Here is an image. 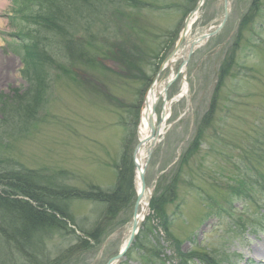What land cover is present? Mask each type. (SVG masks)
<instances>
[{
  "label": "rangeland",
  "instance_id": "374dc122",
  "mask_svg": "<svg viewBox=\"0 0 264 264\" xmlns=\"http://www.w3.org/2000/svg\"><path fill=\"white\" fill-rule=\"evenodd\" d=\"M196 1L132 0L135 4L128 6L120 0H110L96 9L90 0L78 1L76 5L84 11L75 14L72 10L68 22L55 21L57 29L37 32V24L10 17L20 4L0 0V100L6 97L12 104L14 92L30 91L32 76H39L37 65L32 62L31 78L22 76L20 57L26 50L10 34L23 35L30 29L49 48L43 65L49 74L43 106L33 119L15 123L3 121L0 112V170L23 166L37 169L44 178L64 169L72 173L68 186L88 189L95 184L111 189L117 181L112 166L119 162L126 134L120 123H129L126 137L133 152L139 143L138 106L145 97L138 93L139 87L147 86L136 78L139 71L135 69L130 71L135 72L133 77L122 75V62L132 55L138 58L135 44L144 46L148 54L142 51L144 59L139 65L146 75H153L157 59L151 55L162 47L165 49L159 53L161 56L171 52L166 45L177 41L184 19ZM257 2L258 10L252 15L256 9L253 8L249 14L252 17H247L251 21L242 26L253 0H229V15L223 28L191 55L184 75L170 86L168 95L171 98L180 92L185 81L189 91L172 103L167 130L145 166L153 195L166 193L172 185L165 207L169 231L174 235L175 247L179 245L176 239L180 240L184 258L192 256V264H257L252 245L264 249V232L257 225L259 220L264 225V0ZM224 15V0H205L181 48L187 41L213 31ZM84 39L89 40V45H83L92 57L90 63L78 54L64 52L68 42L83 43ZM78 49L73 47L72 51L79 52ZM231 54L234 62L219 84V69L223 59ZM181 65L179 60L173 70L177 72ZM170 73V67L165 69L159 83ZM213 101L214 119L204 122ZM134 104L137 106L133 112ZM161 107L162 101L159 112ZM200 129L201 144L187 154ZM185 155L187 164H179ZM64 175L69 176L65 172ZM240 178L236 184L243 182L248 186L246 195L244 190L240 196L229 190V184ZM257 180L259 183L254 184ZM4 188L0 184V190ZM104 207L74 200L70 210L77 224L87 229L102 217ZM132 210L133 207L123 209L108 242L104 239L102 244L95 243L91 250L77 248L72 234L56 232L46 239L48 249L53 251L51 264H105L128 238ZM228 215L241 223L243 231L233 225ZM153 234L155 237L148 235L147 241L152 243L157 238V246L165 234L159 230ZM173 242H161L164 256H160L158 264L178 263L180 258L176 260ZM145 260L135 250L121 264H145Z\"/></svg>",
  "mask_w": 264,
  "mask_h": 264
},
{
  "label": "trees",
  "instance_id": "16d2710c",
  "mask_svg": "<svg viewBox=\"0 0 264 264\" xmlns=\"http://www.w3.org/2000/svg\"><path fill=\"white\" fill-rule=\"evenodd\" d=\"M78 1L80 3L86 2V0H74V2L73 0H49L47 7L48 16L45 18L43 17L41 21L42 26H47L46 22L50 21L51 15H53L54 19L68 22L72 16V10L75 14L84 11L82 6L76 5ZM105 1L106 0H90V2H92L91 6L95 9L99 7V4L103 5ZM84 43L89 45V40L84 39L83 43L71 41L67 43L66 47L69 49L68 51L71 55L74 56L78 54L80 59H84L86 63H90L92 57L88 55V51L84 50ZM69 44H72L71 47ZM72 46L77 47V49L79 48V52H73ZM36 50L35 59L33 58L31 62L37 65V74H39V76H37V78L32 76L30 91L20 94L14 92L13 97L10 98L12 104L6 99L1 101L3 117L10 120L12 123L30 119L33 114L40 109L44 102L49 74L43 65L46 63L44 60L45 58L47 59L48 54L45 50ZM95 50L96 52L103 53L110 51L106 49ZM136 50L138 52V58L131 54L132 57L124 59L126 62H129V66H132V69H136L141 73L142 71L138 68H141L139 62L144 59L142 51H146L145 53L147 54L148 52L146 47L141 46L140 49L136 47ZM154 53L158 55L156 50H154ZM30 75L32 74L29 69L27 77L31 78ZM215 110V105L212 104L210 112H214ZM205 117L210 116L207 114ZM203 130H205L204 127ZM201 139L202 132L200 129L197 132L195 140L189 146L187 154L197 150ZM128 156L130 157L126 150L119 165L117 184L114 189L110 191L102 190L96 186H91L89 190L86 191L77 190L61 183L64 181L59 174L42 178L41 175L34 170L15 168L8 170L3 169L0 171V184L5 187L0 190V264H41L44 261V264H48L49 262L51 264V261H53L51 259L53 251L48 249V240L46 239L51 238L53 234L59 231H66L67 234L75 236L77 248L88 247L91 244V239L95 241L101 240V238L108 233V228L110 229L112 227V221L110 220L115 219L120 210L129 206L135 195L133 186V164L132 159H128ZM184 160L183 158V161ZM184 164H187V162H184ZM59 180H61V182ZM171 188L172 185L169 186V190H171ZM169 190H167L166 193L154 197L150 205L154 215L161 219L160 225L166 231H168V217L165 207L167 199L169 198ZM77 198L106 205L103 218L101 217L102 219H98L92 228L85 229L83 226L76 223V219L70 210V203ZM69 221L73 226L78 228L82 235H75V231L68 226ZM151 229L152 225L145 224L142 232H149ZM141 240L144 242V240L139 237V241ZM142 246L144 245L142 244ZM146 249V252H154V247L152 246L151 248L145 247L144 250ZM154 253L158 254L159 249ZM16 256H20V259L17 260ZM62 257L63 255H60V259H62Z\"/></svg>",
  "mask_w": 264,
  "mask_h": 264
},
{
  "label": "bare ground",
  "instance_id": "6f19581e",
  "mask_svg": "<svg viewBox=\"0 0 264 264\" xmlns=\"http://www.w3.org/2000/svg\"><path fill=\"white\" fill-rule=\"evenodd\" d=\"M3 4V2H0V5ZM191 26H188V29ZM189 31V30H188ZM207 40V39H206ZM205 40V41H206ZM193 45V41L191 42H186L183 48L178 50V53L174 56V58L169 62V65H173L176 63L178 60L182 58H186L187 53L189 48H191ZM176 74L174 72L170 73V76L163 81L162 83L156 82L151 89L147 93V100L144 103V107L142 108L140 112V120H139V144L142 143L141 147L136 150L135 157L137 158L138 166L139 168H143L146 160L149 157V151H150V146L151 144L155 143L158 141L159 137L163 136L165 131L167 130V124H168V114L171 112V106L172 103L176 100L179 99L180 96H183L187 92V86L186 82L182 86V89L179 94H177L175 97H172L171 99L168 98L166 88L169 86V84L173 83L172 81L173 77ZM156 100L162 101V111L161 113H152V105ZM208 120H206L207 122ZM151 129L154 130V134L152 135V140L150 142H147V138L149 137L151 133ZM146 140V145L143 147V143ZM128 159H131L128 156ZM140 169L136 170V177H135V189L138 192H141V183H140ZM144 195L143 199L140 200L139 202V207L137 211V216L134 218V220L140 224L142 222V218L144 214H146L148 210V200L150 197V194L152 192L151 188L146 187L144 190ZM134 199H136L135 195L133 196ZM152 213V211H150ZM253 246V253L254 257L256 259L257 264H264V249H261L257 245H252Z\"/></svg>",
  "mask_w": 264,
  "mask_h": 264
},
{
  "label": "water",
  "instance_id": "95a60500",
  "mask_svg": "<svg viewBox=\"0 0 264 264\" xmlns=\"http://www.w3.org/2000/svg\"><path fill=\"white\" fill-rule=\"evenodd\" d=\"M202 1H203V0H199V1H198V3H197V5H196V7L194 8V10H192V11L190 12L189 16L187 17V19H186V21H185V25H184L183 30H182V35L185 34V32H186V27H187L189 21H190V20L192 19V17L198 12V10H199V8H200V6H201V4H202ZM225 3H226V8H227V6H228V0H225ZM227 15H228V9H226V16H227ZM180 43H181V42H180ZM177 48H178V47H177ZM177 48H176V49H175V50H174V51L168 56L167 60L170 59V58L175 54V52L177 51ZM164 66H165V63L162 64L161 67L159 68V70H158V74L162 71V69L164 68ZM158 74L155 76L154 80L157 79ZM152 86H153V84L151 85V87H152ZM151 130H152V129H151ZM148 139H149V138H148ZM148 139H147V140H148ZM140 147H141V146L137 147V149L140 148ZM137 149H136V150H137ZM136 150H135V152H136ZM134 154H135V153H134ZM135 166H136L137 168H139L137 160L135 161ZM139 169H140V176H139V177H140V181H141V189H140L141 192L138 193V196H137V199H136V203H135V206H134V218L137 216V211H138V207H139V202H140L141 199H143L144 190H145V187H146V185H145V181H144V171H143L141 168H139ZM136 231H137V222L134 220V222H133V226H132L131 236H130L129 241H128V243L126 244L125 248H124L123 251H121L118 255H116L115 257H113L112 259H110L106 264H114L116 261L120 260V259L123 257L124 252L130 247L132 241L134 240L135 235H136Z\"/></svg>",
  "mask_w": 264,
  "mask_h": 264
}]
</instances>
